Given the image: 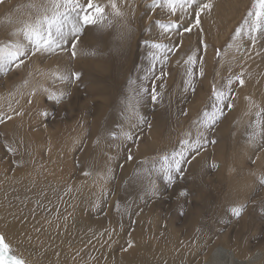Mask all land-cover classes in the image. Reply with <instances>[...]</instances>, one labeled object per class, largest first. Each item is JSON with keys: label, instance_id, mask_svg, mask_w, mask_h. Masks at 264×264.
<instances>
[{"label": "rangeland", "instance_id": "1", "mask_svg": "<svg viewBox=\"0 0 264 264\" xmlns=\"http://www.w3.org/2000/svg\"><path fill=\"white\" fill-rule=\"evenodd\" d=\"M44 3L2 0L0 41L10 39L20 22L35 17ZM198 3L212 7L201 12L196 25L191 9L186 15H172L167 7L153 8L152 0H126L122 17H108L111 24L106 19L85 26L75 57L65 44L62 51L30 55L19 67L0 70V179L11 176L18 184L27 176L38 179L48 173L51 185L62 188L70 203L62 201L53 214L57 225L66 223L71 232L69 223L75 217H111L115 228L103 226L89 242L107 236L111 241L104 249L117 251L118 261L128 264L150 260L156 264L165 258L177 259V264H200L218 248L238 261L255 257V264H264V29L249 34L245 27L236 35L246 19L251 21L248 14L255 10V0ZM169 21L178 27L165 33L159 24ZM185 27L191 31L184 32ZM156 43L166 47L155 49ZM193 53L197 62L189 65L186 61ZM72 72H79L80 79L74 80ZM213 85L226 93L230 89L223 113L229 114L232 163L219 171L201 167L198 173L187 166L191 162L186 163L182 172L171 173L170 182L163 171L165 155L178 151L185 139L199 137L200 151L212 143L214 135L201 121L202 113L211 111ZM153 87L158 93L155 102ZM236 115L245 119L244 127L236 125ZM124 133L132 138L125 139ZM9 147L15 151H8ZM241 205L242 214L234 216L231 209ZM40 220L44 222V216ZM188 223L192 226L186 231ZM155 239L172 248L171 254L151 247ZM197 243L205 246L204 252L201 248L195 254ZM9 247L6 256L30 264ZM101 247L87 255L94 264L105 259Z\"/></svg>", "mask_w": 264, "mask_h": 264}, {"label": "snow or ice", "instance_id": "2", "mask_svg": "<svg viewBox=\"0 0 264 264\" xmlns=\"http://www.w3.org/2000/svg\"><path fill=\"white\" fill-rule=\"evenodd\" d=\"M2 2V0H0ZM126 5V0H107V3H101L99 0H46V3L32 7H37V14L28 20L20 22V27L11 33V38L6 41H0V70H7L12 65L19 67L24 63V58L37 53L54 54L57 51H62L65 44L70 45L71 56L77 55V44L87 25H97L101 21L108 20L111 24V19L108 17L119 18L123 16L122 6ZM152 7H167L172 15L179 12L181 15H186L189 10L195 16V24L199 25L200 14L205 9H210V3L200 4L198 0H152ZM254 11L249 12L251 21L245 20L244 25L236 30V35L239 36L241 32L247 27L249 34L256 33L264 29V0H255ZM105 26V25H101ZM159 27L163 32L171 31L178 27L177 22L169 21L168 23H160ZM191 27H185L184 32H190ZM255 42V36H252ZM155 49H163L166 46L156 43L152 45ZM155 58V57H154ZM197 62L196 54L190 55L186 61L189 65H194ZM203 73L201 72V75ZM188 75L191 77L192 70L188 69ZM71 77L74 80L80 79L79 72H72ZM60 79H68L67 76H61ZM239 83L243 85L244 81L240 77H235ZM229 85L232 83L230 79ZM158 93L155 87L152 89V100H157ZM213 103L211 111H204L202 113V124L205 127H212L223 115L225 101L230 99V89L226 93L223 90H218L215 85L212 88ZM231 108V103L226 105ZM264 111V110H261ZM260 116V112L257 113ZM115 138V133L112 134ZM125 139H131L130 133H124ZM181 147L178 151H174L171 156L165 155L162 159L164 161L163 171L171 182L173 171L182 172V165L190 163L191 159H195L202 147V141L198 137L194 141L188 139L182 140ZM214 143V141H213ZM8 151H15L11 147ZM190 157V158H189ZM131 159V156H129ZM215 167V165H213ZM87 175V173H85ZM180 195H186L181 192ZM243 206L233 207L231 212L234 216L239 217L242 214ZM129 241V247H131ZM9 246L5 242V237L0 235V261L3 260V255ZM7 264H27L23 259L12 257Z\"/></svg>", "mask_w": 264, "mask_h": 264}, {"label": "bare ground", "instance_id": "3", "mask_svg": "<svg viewBox=\"0 0 264 264\" xmlns=\"http://www.w3.org/2000/svg\"><path fill=\"white\" fill-rule=\"evenodd\" d=\"M12 132H14V131H12ZM7 135H9V134H7ZM18 135H19V133H18ZM32 142H33V140L30 139L31 145H34V143L32 144ZM26 150H28V149H26ZM32 150L33 149H31L30 152ZM47 174H44V176H42L38 179L33 178L31 176H27V178H24L22 180V182L18 183V184H16V182L13 180V178H11L10 175H9L10 177L6 178V180H3L2 178L0 179V232L5 237V240H7V242H9L8 246L9 245L12 246V248H13L12 252L15 254L21 255L24 259L28 260L30 264H94L93 261L91 262L92 259L90 260L89 259L90 257L88 258L87 255L88 254L91 255L95 251L98 252L97 249L100 246V244L102 245V247L99 249L101 251V249H104V247L109 245L108 243L111 240H109L108 237L105 235L97 236L99 242L95 239L94 240L95 243L92 242L93 243L92 244L89 242V241H91V238H92L91 235H93L92 233L100 232L99 229L105 225H110V226L114 227V225L110 221L111 217L105 216L106 218L104 217V218H100V219H98V218L97 219H94V218L90 219V218L85 216L86 214L79 217V218L75 217L76 219L71 220V222L69 223V224H73L72 230L69 229L71 232H67V228H66L67 224L63 223L61 225H57V221L53 219V214L59 210L62 201L70 204L69 201L67 200L69 198L66 199V195L61 193L60 190L62 188L56 187L55 185H51V175H47ZM3 177H4V175H3ZM16 179H17V177H16ZM32 201H36L37 205H33ZM82 205H83V203H82ZM86 205H87V203H86ZM21 206H22V208H24L23 210L19 209ZM79 206H81V205H79ZM90 209H92V208H90ZM87 212L89 213L90 210L88 209ZM92 214H91V216H92ZM131 214H133V212ZM89 215H90V213H89ZM103 215H105V214H103ZM41 216H44V220H45L44 222H42V220H40ZM189 216L191 217V215H189ZM190 217H189V219H190ZM73 218H74V216H73ZM73 218H71V219H73ZM116 218L117 219H115V220L118 223V217H116ZM120 222H122V221H120ZM122 223H124V222H122ZM188 224L189 225H188V228H186V231H188V229L192 226L191 225L192 223H188ZM108 229H106V230L109 231ZM136 229L135 230L133 229V230L136 231ZM138 229H139V227H138ZM119 231H121V230H119ZM123 231L124 230H122V232ZM112 232H114V231H112ZM127 234L128 235H126V236L129 237L130 233H127ZM122 235H124V234H122ZM153 235H155V234H153ZM111 236H109V237H111ZM130 236L134 238V235H130ZM131 237H129V238H131ZM137 238L139 239V237H137ZM114 239H116V238H114ZM159 239H160V236H159ZM127 240H125V241H127ZM166 240H168V239H166ZM170 240H171V238H170ZM154 241H155V243L153 245H150L151 247H157V249L158 248H165V245L162 242L156 241V239ZM132 242L134 243V241H132ZM119 244H120V241H119ZM124 245H125V248L128 249V247H126V244H124ZM135 245L136 244H134V246ZM175 245H177V244H175ZM178 245L181 246L182 243L178 244ZM150 246H148V247H150ZM196 246L198 248H196L195 254L200 253L201 248H202V252H204L203 247H202V246H204L203 244L198 245V243H197ZM136 247H138V246H136ZM145 248H147V247H145ZM132 249L134 250L135 248H131L130 250H132ZM165 249H168L167 252L169 253L172 248L170 249V247H168ZM176 249H177V247H176ZM219 249L220 248L215 249V251L211 252L210 255L208 257H206L207 258L206 261H201L200 264H255V262L253 261V259H255V257L251 258V261L244 263V262L238 261L237 259H234V254L231 255V253L229 251H228L229 252V255H228L227 254L228 252L226 253L225 251L223 253H220L221 249L220 250ZM233 249H232V251L234 252ZM9 250L11 251L10 247H9ZM90 251H91V253H89ZM100 251H99V253H100ZM134 251H136V250H134ZM173 251L175 252L176 250H173ZM181 251H184V250H181ZM210 251H211V249H210ZM5 252L7 253V250ZM115 252H117V251H115V250L112 251V250H109L108 248H105L104 252L102 250V253H104V254H102V258H105V259L103 262H100V263L98 262V264H128L123 259L122 260L120 259V261H118V257L120 255L117 256L118 253L116 254ZM155 252H154V254H155ZM6 253H4L3 260L0 261V264H6L12 258V255H9V257H8V255L6 256ZM95 253H94V256H95ZM123 253H124V251H123ZM126 253H127V251H126ZM144 253L142 255H145V256H143L142 258L146 259L145 257H147L148 252H147V254L146 253L144 254ZM159 253H161V252H159ZM151 254H152V252H151ZM169 254H171V253H169ZM193 254H194V252H193ZM202 254H204V253H202ZM122 255H124V254H122ZM180 255H182V254H180ZM219 255H220V257H219ZM125 256H128V255H125ZM148 256H150V255H148ZM40 257H42V259ZM99 257H100V254H99L98 258ZM129 257H130V255H129ZM152 257H150V259ZM197 257H200V256H196V258ZM160 258H158V259H160ZM174 258L176 259V257H174ZM178 258H180V257H178ZM156 259H157V257H156ZM182 259H181V261H183ZM220 259H223V261H220ZM132 260L135 261L134 259H132ZM164 260L159 261L156 264H177L175 262L177 259L175 261L169 260V259L166 261H164ZM142 262H140V263H142ZM191 263H193V261ZM146 264H155V263L153 260H150ZM184 264H186V263H184Z\"/></svg>", "mask_w": 264, "mask_h": 264}, {"label": "crops", "instance_id": "4", "mask_svg": "<svg viewBox=\"0 0 264 264\" xmlns=\"http://www.w3.org/2000/svg\"><path fill=\"white\" fill-rule=\"evenodd\" d=\"M227 112L223 113L226 114L223 120L221 122L220 121L216 122L214 126L210 127V130L209 128L206 127L207 133H212V135H214L212 143L208 144L206 148L201 150L202 154L199 149L198 156L196 157L197 159L192 160L191 163L187 165L188 167L197 168V173H198V168L201 167L205 168L206 166L208 167L215 165V167L219 171L221 170V166L227 165L229 167V164L232 163L231 161L232 157H230V150L228 145V141H229L228 129H229L230 120L228 119L229 114L227 115ZM234 117L239 118L234 120L235 122H237L236 125L243 126L244 123L246 122L245 119L243 120L241 118L242 117L241 115H236ZM234 121L233 123H235ZM250 123L251 122H249V124Z\"/></svg>", "mask_w": 264, "mask_h": 264}]
</instances>
